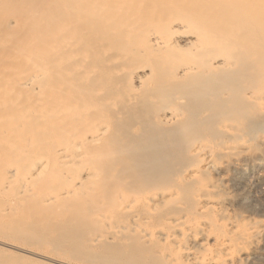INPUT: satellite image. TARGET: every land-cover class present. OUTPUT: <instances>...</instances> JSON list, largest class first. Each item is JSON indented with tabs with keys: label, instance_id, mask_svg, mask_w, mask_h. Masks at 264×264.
<instances>
[{
	"label": "bare ground",
	"instance_id": "obj_1",
	"mask_svg": "<svg viewBox=\"0 0 264 264\" xmlns=\"http://www.w3.org/2000/svg\"><path fill=\"white\" fill-rule=\"evenodd\" d=\"M15 4L0 0V234L78 264L254 259L264 216L228 174L264 145V0Z\"/></svg>",
	"mask_w": 264,
	"mask_h": 264
},
{
	"label": "rangeland",
	"instance_id": "obj_2",
	"mask_svg": "<svg viewBox=\"0 0 264 264\" xmlns=\"http://www.w3.org/2000/svg\"><path fill=\"white\" fill-rule=\"evenodd\" d=\"M23 2V6L19 4H15L11 8L12 16L26 15L28 16L35 14H40L39 12L44 11V9H49L51 7L48 4L49 0H21ZM252 142V141H250ZM256 142V141H255ZM250 143L252 146V150L257 147V143ZM255 143V144H254ZM257 144V145H256ZM256 145V146H255ZM255 146V147H254ZM262 146V145H261ZM261 146L257 147L260 148ZM264 148V145L262 146ZM262 147L258 149L261 153L258 154L255 161L251 163L245 162L241 166L234 167L228 174V184L232 186L235 191H237V201L240 200L241 207H246L242 210L245 213L246 209L248 212L251 210L255 212L252 217L259 216L262 218L264 215V149ZM251 150V151H252ZM257 151L256 149H254ZM257 156V153L254 152ZM259 158V159H258ZM239 202V201H238ZM245 211V212H244ZM247 212V213H248ZM250 216V217H251ZM264 237V236H263ZM261 250H259L258 254L252 258L246 264H264V238L261 241L260 245ZM21 258V262L19 258L15 260L12 257ZM12 258V259H11ZM0 260L10 261L12 264H75L71 258H67L66 256L60 254L59 252L50 251L44 247H37V245H32L28 241H23L16 239L12 236L2 235L0 234ZM19 260V261H18ZM18 261V262H17ZM78 264V263H76Z\"/></svg>",
	"mask_w": 264,
	"mask_h": 264
}]
</instances>
